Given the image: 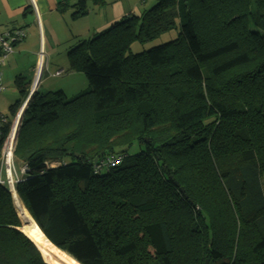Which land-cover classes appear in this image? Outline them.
<instances>
[{
  "label": "trees",
  "instance_id": "trees-1",
  "mask_svg": "<svg viewBox=\"0 0 264 264\" xmlns=\"http://www.w3.org/2000/svg\"><path fill=\"white\" fill-rule=\"evenodd\" d=\"M112 1L57 9L76 19ZM67 60L88 88L34 90L13 152L44 236L79 264H264V0H155ZM32 80L14 79L23 101ZM10 200L4 183L0 264H46Z\"/></svg>",
  "mask_w": 264,
  "mask_h": 264
},
{
  "label": "rangeland",
  "instance_id": "rangeland-1",
  "mask_svg": "<svg viewBox=\"0 0 264 264\" xmlns=\"http://www.w3.org/2000/svg\"><path fill=\"white\" fill-rule=\"evenodd\" d=\"M114 3L120 4V6L126 11L125 15H127L128 13L132 14L133 10H136L137 11L136 14H139V12H142L144 10L149 9L150 7H152L154 5L155 0H146L145 3H143V4L140 3V0H113L111 2V4L104 7V9L106 8L105 11L103 9L99 10V7L94 8L93 6H91L89 13L83 17V18H87V19H85L83 22H80V24L82 26V30L84 32L89 31L90 33H92L93 29L98 24L100 25V23H102L104 21L105 15H106L107 19L108 18H110V19L114 18V13H113L114 7H115ZM69 17L70 16H68V14H67L66 15L67 23L64 26H65L67 31L70 30L73 32V30H75V27L77 24L72 23L71 22L72 19L70 20ZM117 19L115 21H119V19L118 20ZM112 21H114V20H112ZM55 24L58 26V23H55ZM59 28H60V26H59ZM63 29H64V27H63ZM182 31L186 34L185 30H182ZM33 33H34L33 30H31L29 32V36L27 38V41H26L27 43L25 46L26 51H24L23 54L19 53L17 55V57L21 56V61L19 60V62H21V63L19 64V66H16V67L13 66L9 70V72L3 71V73H2V75H3V78H2L3 90L0 93V114L4 117H10L11 118L12 117L11 109L13 110V106H16L15 108H17V106L23 101L22 95L19 94L18 90L16 89V87L14 85V79L16 76H18L20 74L30 72L29 67L31 66V64H29V63H31L32 60L36 59L35 56L33 57L32 55L29 54V52H30L29 50H31L33 48ZM174 34L175 33L170 32L168 34L161 36L160 38L155 40V42L150 43V44H146L145 49H147L151 46H154V45H158L161 42L168 41L169 39H172V37H174ZM59 37H60V42L58 45L51 47L52 52H50L49 49H46V54H45V51H44L45 62L42 61V65H43L42 66V72L44 71L43 72L44 74H43V76L39 82V86L37 88H39L43 92H51V93L62 91L67 98H71L74 95H76L78 92H80L84 89H87L88 88V82L82 73L73 72L68 67L67 52L72 47H74L76 45V43L73 44L75 42L76 38L75 37H74V39L72 38L73 42H72V46H70L71 44H69L67 42V37H66V34H64V32H61V34H59ZM141 50H143V49L139 45L133 44L132 52H137V51H141ZM36 57H37V55H36ZM46 66H47V72L45 71ZM48 67H49V69H48ZM48 70H49V72H48ZM61 70L63 71V73L60 76L53 75L54 72L61 71ZM18 132H19V129H18ZM18 132L16 135L15 143H16V140L18 137ZM15 143H14V146H15ZM136 151H137V149H132V152H136ZM47 159H48V163L51 160H57L59 162L58 159H51V158H47ZM17 167L18 166L15 165V168H17ZM3 178H4V175H3ZM10 199H11L10 200L11 203H10L9 212L12 216L11 194H10ZM22 203L26 206V204L23 201H22ZM14 220L19 225L17 219L14 218ZM17 229H19V226H17Z\"/></svg>",
  "mask_w": 264,
  "mask_h": 264
},
{
  "label": "crops",
  "instance_id": "crops-1",
  "mask_svg": "<svg viewBox=\"0 0 264 264\" xmlns=\"http://www.w3.org/2000/svg\"><path fill=\"white\" fill-rule=\"evenodd\" d=\"M36 6L37 16L40 23V32L37 27V20L36 16L34 14L32 5L30 0H0V31L9 30V29H15V28H21L25 32L24 39L18 43L13 50V53L8 57L6 64L1 69V75L3 71H8L13 66H19L21 62V56L17 57L19 53H24L26 51V41L29 36V32L31 30L34 31L33 33V48L29 50V54L33 57L35 56L36 59L32 60L31 66L29 67L30 72L34 76L35 67L37 63L39 62L36 55H38L40 46L43 47L45 54L46 49H49L51 51V47L58 45L60 42L59 34L61 32H64L67 37V42L71 44L72 46V38L75 39V43L81 38H87V36H90V34L99 33L102 30L109 27L111 24L116 22L115 20L118 18H123L126 14V11L120 6V4L114 3V18H104V21L98 24L90 33L89 31L84 32L82 30V26L80 22H83L87 18L78 17L76 19H72L69 17L72 23L77 24L75 27V30L67 31L65 28V24L67 23L66 15L71 16V9L68 8V10L64 13L58 12V5L59 4H67L68 6H73L77 0H33ZM104 10V7H100L99 10ZM136 10L132 11V14H136ZM106 13V12H105ZM129 14V13H128ZM68 19V18H67ZM117 19V20H118ZM114 20V21H112ZM58 23V26L55 24ZM60 26V28H59ZM66 30H64L63 29ZM63 38V37H62ZM45 62V59L43 60ZM19 62V63H18ZM48 66V65H47ZM49 69V67H48ZM32 70V71H31ZM49 72V70H48ZM3 78V75H2ZM9 119H12L13 117H7ZM46 165L48 166H56L58 165L57 160H51L48 163V159L45 160Z\"/></svg>",
  "mask_w": 264,
  "mask_h": 264
},
{
  "label": "built area",
  "instance_id": "built-area-1",
  "mask_svg": "<svg viewBox=\"0 0 264 264\" xmlns=\"http://www.w3.org/2000/svg\"><path fill=\"white\" fill-rule=\"evenodd\" d=\"M32 8L34 11V14L36 16L37 20V27L40 32V23L37 16L36 7L32 4ZM25 37V32L21 28H15V29H9L0 31V93L3 90L2 87V75H1V69L6 64L8 57L13 53L14 47L20 43ZM44 49L42 46L39 48V52L37 55L38 60L44 59ZM45 71H47V66ZM63 73V71H57L53 75L60 76ZM33 88L30 87L29 92L26 96V99L21 104L17 112L14 114L12 119H9L7 117H4L0 114V136L4 133V128L8 126V131L5 134L1 148H0V185H3L4 183H7L8 190H11V185L9 175L12 177V180L14 183H16L17 180H20L17 176V170L20 169V167L15 168L14 162H13V151H14V138L10 137L11 130L14 126V123L18 121L19 113H21V110L23 108V105L25 104L27 98L32 93ZM11 138V140H10ZM22 167H25L22 165ZM8 172H10L8 174ZM14 173V174H13ZM4 175V178L2 177Z\"/></svg>",
  "mask_w": 264,
  "mask_h": 264
},
{
  "label": "bare ground",
  "instance_id": "bare-ground-1",
  "mask_svg": "<svg viewBox=\"0 0 264 264\" xmlns=\"http://www.w3.org/2000/svg\"><path fill=\"white\" fill-rule=\"evenodd\" d=\"M30 2H31V5L33 4L35 6V3L33 0H30ZM42 66H43L42 60H40L35 67L34 78H33L32 83H31V88H33V90H36L37 89L36 87L39 86V80H37V78L40 75V73L42 72ZM39 78H40V76H39ZM22 110H23V108H22ZM21 114L22 113H19L18 121L14 123V126L11 130V133H10V137L14 138V143H15V139H16L18 129L20 127ZM11 138H10V140H11ZM9 173L10 172H8V174ZM26 173H27V170L25 169V167H21L19 170H17L18 178L22 177ZM9 179H10L9 184L11 185L10 194H11V198H12L11 212H12V216L14 218H16L18 223H19V230L21 232H23L30 240H32L34 242V244L37 246L41 256L43 257V259L48 264H78L68 254L62 252L61 250H59L57 248H55L52 244H50L49 242L46 241V239L42 235L40 229H38L36 227V223L31 218L30 213L28 211V208L18 198V196L14 190L15 189L14 188L15 183L13 182L12 177L10 175H9ZM47 256L50 260L46 259Z\"/></svg>",
  "mask_w": 264,
  "mask_h": 264
},
{
  "label": "water",
  "instance_id": "water-1",
  "mask_svg": "<svg viewBox=\"0 0 264 264\" xmlns=\"http://www.w3.org/2000/svg\"><path fill=\"white\" fill-rule=\"evenodd\" d=\"M40 76V75H39ZM39 76H38V78H37V80H39ZM37 88V87H36ZM35 88V89H36ZM34 91V90H33ZM33 91H32V93H33ZM32 93L30 94V96L27 98V100H26V102H25V104L23 105V109H24V107H25V105H26V103H27V101L29 100V98L31 97V95H32ZM23 111V110H22ZM22 111H21V113H22ZM20 180H17L16 181V184L19 182ZM36 227L38 228V226L36 225ZM39 229V228H38ZM21 234H23L33 245H34V247L37 249V251L39 252V250H38V248H37V246L34 244V242L32 241V240H30L23 232H21L19 229H17ZM41 231V230H40ZM41 233H42V231H41ZM42 235L44 236V234L42 233ZM45 237V236H44ZM45 239H46V241L47 242H49L50 244H52L46 237H45ZM53 245V244H52ZM54 246V245H53ZM55 247V246H54ZM55 248H57V247H55ZM58 249V248H57ZM62 252H64V251H62ZM40 253V252H39ZM64 253H66V252H64ZM67 254V253H66ZM41 255V254H40ZM42 257V256H41ZM42 259H43V257H42ZM47 260H50L49 258H48V256H47V258H46ZM74 260V259H73ZM43 261H44V263H46V264H48L44 259H43ZM75 261V260H74ZM76 262V261H75ZM78 263V262H77ZM79 264V263H78ZM205 264H207V260L205 261Z\"/></svg>",
  "mask_w": 264,
  "mask_h": 264
},
{
  "label": "clouds",
  "instance_id": "clouds-1",
  "mask_svg": "<svg viewBox=\"0 0 264 264\" xmlns=\"http://www.w3.org/2000/svg\"><path fill=\"white\" fill-rule=\"evenodd\" d=\"M33 78H34V76H33ZM30 87H31V86H30ZM28 92H29V91H28ZM25 99H26V98H25ZM25 99H24V100H25ZM23 102H24V101H23ZM23 102H22V103H23ZM20 106H21V105H20ZM18 109H19V108H18ZM18 109H17V110H18ZM16 112H17V111H16ZM19 167L21 168V167H22V165H21V166H19ZM25 169H26V168H25ZM20 178H21V177H20ZM15 184H16V183H15ZM14 188H15V187H14ZM8 192L10 193V190H8Z\"/></svg>",
  "mask_w": 264,
  "mask_h": 264
}]
</instances>
